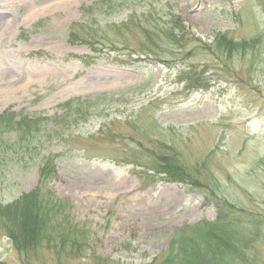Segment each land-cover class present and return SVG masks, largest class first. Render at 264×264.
Wrapping results in <instances>:
<instances>
[{
	"label": "rangeland",
	"instance_id": "374dc122",
	"mask_svg": "<svg viewBox=\"0 0 264 264\" xmlns=\"http://www.w3.org/2000/svg\"><path fill=\"white\" fill-rule=\"evenodd\" d=\"M129 8L137 14L116 32L113 47L95 52L68 40L70 26L87 16L103 28ZM139 15L151 23L148 29L142 21L145 31L179 20L187 31L176 29V36L201 42L188 40L184 55L173 54L178 47L154 36L165 63L105 62L141 51L147 38L133 26ZM219 34L249 43L232 53L206 50ZM83 54L101 56L86 65ZM191 64L206 69L201 88L178 81V72ZM97 95L107 102L90 104L82 118L62 128L49 122L37 135L42 145L34 140L30 152L26 143L12 146L14 132L0 134V203L37 184L41 160L33 163L26 152L41 151L39 158L52 153L56 173L46 184L64 202L53 227L83 232L79 248L59 250L61 231L54 230L53 247L25 261L0 227V264H151L174 227L215 218L213 202H204L208 193L242 209L244 222L256 215L255 264H264V0H0V113L55 118L65 114L67 100ZM150 139L173 146L189 168L203 161L202 181L209 179L210 191L165 180L138 166L143 157L132 163L127 150L154 145Z\"/></svg>",
	"mask_w": 264,
	"mask_h": 264
},
{
	"label": "trees",
	"instance_id": "16d2710c",
	"mask_svg": "<svg viewBox=\"0 0 264 264\" xmlns=\"http://www.w3.org/2000/svg\"><path fill=\"white\" fill-rule=\"evenodd\" d=\"M115 0H112L114 2ZM109 3L102 4L99 2V7H108ZM123 1L117 5H122ZM131 11V9L129 8ZM141 13H144L141 11ZM129 14V17L127 16ZM124 18L117 22L107 25L102 28V25L95 24L91 19L92 16L84 18L80 24H72L68 31V40L72 42L83 41L90 46L92 51L98 50V47L108 48L113 47L114 41L118 43L119 37H117V31H124L132 22V18L137 14L136 10L128 13ZM144 16L139 15L133 26H140L144 32L147 40L142 43L140 50H133L125 54L120 59L110 60L105 62L116 65L133 67L144 58L162 61L165 63L164 54L159 49L160 43L167 41L169 44L178 47L179 53L186 48H191V44L187 47H183L188 42L197 43L201 42L197 38H190L188 40L185 37H177L175 30L187 31L183 25V22L179 20H168V23L163 22L162 25L155 26L151 31L143 30L142 21L147 28H151V23L145 21ZM42 21H39L37 25H40ZM91 30L90 32L81 33L84 29ZM113 29H112V28ZM105 28H110L105 30ZM162 36L163 41L155 42L154 40ZM87 39V40H86ZM126 42V38H123ZM91 41V43H89ZM101 41L102 43H97ZM188 41V42H186ZM215 47L213 45L203 46L206 50L213 49L224 51L226 53H232L244 49L248 41L239 40L235 41L227 38L223 34L217 35L215 40ZM182 43H185L182 45ZM120 45V44H119ZM127 46L126 44H123ZM176 46V47H175ZM199 46V45H198ZM197 46V47H198ZM96 47V48H95ZM102 48L100 51H102ZM202 48V49H203ZM115 48L111 49L114 50ZM102 53V52H100ZM94 54V52L92 53ZM92 54H83L79 59L86 65H90L96 61L98 57ZM192 64L188 68L181 69L178 72V81L183 82L187 88H201L204 84L203 74L206 69L198 71ZM101 95L86 98H73L69 99L62 104L65 114L58 115L55 118L35 116L27 117L20 116L10 109H5L0 113V134L6 131H12L15 133V139L12 146L22 145L26 143V149L31 151L30 145L35 140L39 145H42L43 141L40 137H37L39 132L52 122V127L60 125L62 128L65 123L70 124L76 122L82 118L88 111L90 104L96 102L106 101V97L102 98ZM111 101V100H110ZM18 117V118H16ZM55 120V121H54ZM59 122V123H58ZM135 129H132V131ZM49 132V130H47ZM52 132H62L58 128H53ZM44 136V135H43ZM106 136L112 140L117 138V134L109 131ZM154 145L145 147H138L139 150H127L126 156L131 157L132 163L136 164L140 157L147 159L138 166L145 167L153 173L161 174L167 181H178L187 184H191L194 187H202L206 191H210L209 187L212 183L207 177H203L204 165L202 162H195L193 165H188L183 161L180 153L171 145L166 144L160 140H152ZM144 147V148H143ZM15 151V150H14ZM24 151L23 153H25ZM26 152L33 163H41L38 167V181L37 184L31 188V190L20 194L14 200L6 203H0V227L4 234L11 241L15 251L25 261H28L30 257L35 255L40 250L50 249L53 247L52 242H55V231H61L59 238V250H65V247L71 249L79 248L78 237H83V232L79 233L76 226L72 227L70 231L66 229L54 228L52 220L56 218L58 214L57 209L64 206V202L55 196V193L47 187V181L53 177L56 173V166L54 164V154L49 153L39 158L41 151H35L36 157ZM146 153V154H144ZM17 160V154H14ZM35 158L38 160L35 161ZM142 159V158H141ZM201 188V189H202ZM203 189V190H204ZM213 202L216 207V216L213 220L201 219L194 223H184L174 227L171 231L170 237L167 241L166 247L160 255H158L151 264H255V242L258 236L257 227H255L257 220L256 215H250L246 222L244 219L242 209L235 206L234 203L228 201L224 196H217L213 194H207L204 202ZM51 243V244H50ZM68 247V248H69ZM57 248V247H54ZM69 248V249H70ZM49 251V250H47ZM36 256V255H35Z\"/></svg>",
	"mask_w": 264,
	"mask_h": 264
},
{
	"label": "bare ground",
	"instance_id": "6f19581e",
	"mask_svg": "<svg viewBox=\"0 0 264 264\" xmlns=\"http://www.w3.org/2000/svg\"><path fill=\"white\" fill-rule=\"evenodd\" d=\"M94 86H96V84H95V85H93V87H94Z\"/></svg>",
	"mask_w": 264,
	"mask_h": 264
}]
</instances>
